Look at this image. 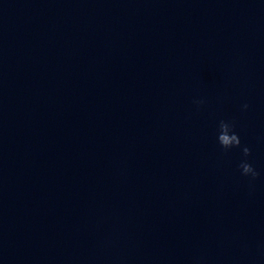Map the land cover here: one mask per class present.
I'll return each instance as SVG.
<instances>
[{"label": "water", "instance_id": "obj_1", "mask_svg": "<svg viewBox=\"0 0 264 264\" xmlns=\"http://www.w3.org/2000/svg\"><path fill=\"white\" fill-rule=\"evenodd\" d=\"M0 264H264V0H0Z\"/></svg>", "mask_w": 264, "mask_h": 264}, {"label": "clouds", "instance_id": "obj_2", "mask_svg": "<svg viewBox=\"0 0 264 264\" xmlns=\"http://www.w3.org/2000/svg\"><path fill=\"white\" fill-rule=\"evenodd\" d=\"M193 103L198 107L205 103L203 99H194ZM249 105L247 103L242 105L243 110H247ZM236 124L232 120L221 119L217 127V141L221 148L225 151L232 148H240L243 154V159L240 161L238 167L241 170V175L250 177V183L255 181L260 173L256 170L252 163L249 162L248 157L251 155V149L247 145L241 144L239 134L235 131Z\"/></svg>", "mask_w": 264, "mask_h": 264}]
</instances>
